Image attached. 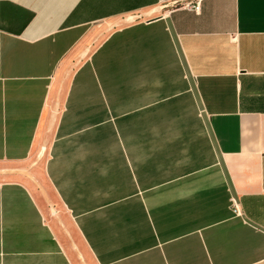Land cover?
<instances>
[{
    "label": "crops",
    "instance_id": "crops-1",
    "mask_svg": "<svg viewBox=\"0 0 264 264\" xmlns=\"http://www.w3.org/2000/svg\"><path fill=\"white\" fill-rule=\"evenodd\" d=\"M0 264H264V0H0Z\"/></svg>",
    "mask_w": 264,
    "mask_h": 264
},
{
    "label": "rangeland",
    "instance_id": "rangeland-1",
    "mask_svg": "<svg viewBox=\"0 0 264 264\" xmlns=\"http://www.w3.org/2000/svg\"><path fill=\"white\" fill-rule=\"evenodd\" d=\"M49 153V148L45 145L44 149H40L35 153L32 158L27 162L30 166L32 173L35 174V187L39 198L47 204L54 202V195L44 177L43 169Z\"/></svg>",
    "mask_w": 264,
    "mask_h": 264
}]
</instances>
